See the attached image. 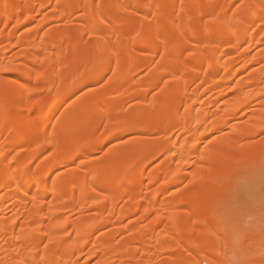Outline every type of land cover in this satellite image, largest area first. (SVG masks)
<instances>
[{"label":"bare ground","instance_id":"6f19581e","mask_svg":"<svg viewBox=\"0 0 264 264\" xmlns=\"http://www.w3.org/2000/svg\"><path fill=\"white\" fill-rule=\"evenodd\" d=\"M142 1L144 7H148L155 12V17L150 19L149 16H146L143 24L134 30H128L131 34L136 35L133 45L124 43L127 36L117 28L126 22L125 18L119 15L110 17V19L104 17L101 12L102 8L94 12H87L85 14L86 21L76 31L64 35L61 33L53 34L48 43L32 41L31 35L22 38L21 41L25 44L33 43L37 52H45L43 59H40L36 54H30L27 57L29 58V64H42L45 66L46 69L42 77L38 78L44 83L56 86L64 80L60 78L62 73L71 75L83 66L94 65L97 71L94 76L80 78L67 93L60 96L49 109L47 115L44 117L42 115L39 118L40 120L37 119L39 122L41 121L38 130L22 128L19 137L13 139L6 150L0 149V264H79L74 255L83 253L94 237L95 231L112 222L118 205L124 201V198L113 200L112 191L114 189H120L121 196L127 197L128 201H131L130 204L134 205L126 211V215L135 214L142 210L146 217L153 214L159 216L158 223L163 218L170 219L175 226L182 223L181 218L183 215L190 217L191 225L188 232L198 234L202 238L200 240H185L179 231L173 232L167 237L170 245H165V249L171 252L182 248L184 242L190 253L194 250L205 249L209 246L211 238L219 236L212 225L203 228L205 221L199 215L198 208H196L212 198V200L216 199L220 195L219 190L211 189L207 192L183 195L161 204L159 203L158 194L150 196L144 194V179L148 175L150 185L157 184L161 180L168 181L167 184L170 185L181 184L188 172V167L192 164L195 172L201 169L208 170L212 168L211 163L220 158L219 153L209 151L202 157V163H197L196 154L199 151V143L203 141L202 139H207L227 127L238 117L241 110L253 103L257 95L260 94L262 77L259 76L260 73L258 75L256 73L247 84H238L234 87L233 90L237 93V96L224 108L222 118L210 108L212 104L215 106L220 99L227 95L225 90L231 87L237 77L248 66L242 65L244 66L242 67L238 63L240 60L246 59V52L249 49L244 47L249 40L251 28L254 27L257 19L264 17V0H244L245 2L252 1L256 6L255 11L246 16V20H241L238 17L229 18L224 11L217 14L216 11L219 10V5H215L214 1L198 0L193 5L198 12L195 29L188 34L189 38L187 35V37L185 36V30L183 29L186 15L182 16L181 14L179 16L174 8L165 11L145 2V0ZM233 1L235 0H229L228 4H232ZM24 2H26L25 7L32 14V18H29L33 19L35 17L33 15L46 7L49 0H0V22H11L14 14L24 8ZM84 5L91 6L87 2ZM205 13H214L216 26L203 23L202 15ZM166 19L168 20L165 21ZM166 25H170L173 31H168L165 28ZM153 26L155 31L151 34L150 30ZM110 29L114 33L112 36L109 35ZM88 31L94 33L96 37L94 42L96 51L93 53L88 52L83 44V36ZM262 31L259 35L256 34V37L254 35L252 38L250 37L251 42L256 46L264 44V30ZM214 33H220L219 37L214 36ZM12 34L14 35V33ZM11 36L8 39L9 42L14 39ZM223 36H228V39H224ZM191 41L197 42L195 45L197 47L189 56L191 62L187 63L180 60L181 57L179 56L182 55L183 50L195 44L192 43V45ZM199 41H202L201 43L204 46H199ZM169 42L174 44V47L166 52L171 57L172 63H160L147 76V80L140 82L134 79L136 70L126 68L120 76L114 77L111 88L96 95L95 101H91L90 97L83 98L77 111L67 113L57 123L58 128L80 126L81 133L71 140L82 141L91 138L101 127H107L115 120H126L125 116L118 115V111L127 102L140 97L142 102L135 117V125L133 129L127 130L159 135V139L154 142H143V149L140 153H135L131 146L113 149L104 157L106 161L104 166H85L79 170V173L73 174L68 179L55 180L51 186L49 185V178L52 171L56 167L65 165L66 159H62L65 162L57 161L52 166L44 167L40 171L39 169L36 171L32 169V162L35 157L57 144V140L53 135L54 131L51 132L50 130L52 118L61 109L69 95L89 81L97 82L101 80L110 72V63L115 59L123 57L122 65L136 66L138 61L134 54V45L151 50L153 52L150 55L152 59L157 55L161 44H168ZM206 48H210V54H208ZM243 48L245 49L244 52ZM233 53L236 57L232 55ZM262 56L264 57V53ZM21 57L24 58L25 56ZM57 65L59 70L55 72V66ZM204 65L207 67L206 71L203 70ZM239 66L241 69H239ZM0 69L5 73L21 77L17 79L7 78L5 81L0 82V145L3 146V142L9 136L5 131L6 126L28 122L23 116L16 117L6 124L2 112L5 107L4 103L10 95L15 92L22 95L25 89H29V85L23 78H31L33 66L26 64V66L14 67L1 63ZM55 73L59 75V81H53L52 74ZM222 73L223 76L220 78ZM165 77H170L171 83L167 85L160 97L149 99L150 92L162 83ZM215 90L221 93L220 96L209 107H203L204 97ZM261 91L263 92V90ZM111 92L116 93L115 103L113 105L108 104L110 107L105 109L107 105L105 95ZM49 98V96H46L41 100L34 101L28 107V111L36 107L42 109ZM185 104H188L185 112H181L182 106ZM91 107L99 109L93 116H90L89 112ZM256 118L263 119L259 116ZM175 130H179V132L177 131L179 135L177 134L175 141H173L171 133ZM255 133L264 134L263 120L256 128ZM244 138L245 134L240 129H237L235 135L230 138L239 149L236 158H231L232 162L242 163L256 156L255 151L244 143ZM22 142L37 143L39 145L37 150L31 154V157L26 158L28 160L20 154L14 155V153L12 155ZM218 143L225 144L226 140L222 139ZM98 149L97 143L89 141L75 154L73 153L72 156L70 154V157L68 155V158L70 160L73 158V161H75L76 156L85 155L86 152H95ZM2 151L5 152L2 153ZM169 153L173 154L172 159L169 158L168 161L162 162L154 171H149V167L153 162L164 154L169 155ZM194 159L196 160L193 161ZM175 160H178L176 161L177 164ZM204 181L205 179L198 178L191 183L199 184ZM50 195L56 198V202L52 204L51 209L49 208L46 211V204ZM60 201L63 202L62 208L67 210L74 211L84 204L96 208L98 212L91 221L93 222L92 225H88L89 222L85 219L78 220L72 225L70 219L57 217L56 208ZM214 203L210 204V209L215 207ZM143 205L145 206L144 209ZM176 205H185L186 208L179 213H175L172 209ZM13 208L16 211L22 209L25 213H18L16 214L18 216L11 219L7 215ZM22 216L24 217L23 222H21ZM71 225L73 226L71 231L74 232L75 238L69 241L71 237L69 228ZM129 229L133 234L132 240L142 243V232L136 228ZM150 233V237L153 238L154 229H151ZM109 241L107 239L101 241L102 253L105 257H116L123 260L122 249L113 248ZM206 254H203V256ZM211 260L213 261V259L209 261L213 263Z\"/></svg>","mask_w":264,"mask_h":264},{"label":"rangeland","instance_id":"374dc122","mask_svg":"<svg viewBox=\"0 0 264 264\" xmlns=\"http://www.w3.org/2000/svg\"><path fill=\"white\" fill-rule=\"evenodd\" d=\"M197 1L198 0H145V2L153 4L156 8H162L165 11L174 8L177 12L176 14L179 16H181V14L182 16L186 15L184 20L185 27L183 28L185 30V36H188V34L195 29L198 12L193 5ZM212 1H214L213 3L215 5H219V10L216 11L217 14L224 11L229 18L238 17L241 20H246V16L254 12L256 9V6L252 1L245 2L244 0H235L230 5L228 4L229 0ZM85 2L90 3L91 6H85ZM141 2L143 1L49 0L46 7H43L38 13H36V15H33L35 16L33 19H30L32 18V14H30V11L25 7L24 4L26 2H24V8L20 12L14 14L11 22H0V60L2 59L0 64L3 63L4 65H12L14 67L21 65L26 66V64L33 66L31 78H23V80L29 85V89H25L22 95L16 92L10 95L4 103L5 107L2 112V117L6 124L10 123L16 117L23 116L28 122L5 127V131L9 136L8 138L6 137L7 139L3 142L4 145H0L1 150L2 148L6 150L9 143H11L13 139L19 137L22 128L38 130V127L41 124L39 118L42 117V115L43 117L47 115L49 109L57 99L67 93L73 84L75 82L77 83L80 78L94 76L97 71V68L94 65L88 67L83 66L71 75L62 73L60 78L64 80L56 86L44 83L38 78L42 77V74L46 69L45 66L42 64H29V58L27 57L30 54H36L40 59H43L45 57V52H37L33 43L25 44L21 41L22 38L26 35H31L32 41L35 40L38 43H48L50 40L49 38L53 34L61 33L64 35L76 31L80 25L86 21L85 14L87 12H94L95 10L102 8L101 12L104 17L110 19V17H116L119 15L125 18L126 22L117 28L127 36V38L124 39V43L126 42L133 45L136 35L131 34L128 30H134L143 24L146 16H149L150 19H154L155 17V12L148 7H144ZM167 20L168 19L165 21ZM202 20L204 24H213V26H216L214 13H205L202 15ZM154 28V26L151 28L150 33L155 31ZM165 28L170 32L173 31L170 25H166ZM251 29V36L249 35V40L247 41L246 46H243L244 48L249 49L248 52H246V59L244 58V60L242 59L243 61L240 60L238 63L240 66H248H246L244 71L237 77L231 87L225 90L227 95L220 99L215 106L212 104L210 108L222 118L224 115V108L237 96V93L233 90L234 87L238 84H247L250 78L254 77L256 73L257 75L260 73L259 76L263 79H261L260 83V94L259 96L257 95L256 100L253 103L242 109L238 117L227 127L221 129L207 139H202L203 141H200L198 148L199 151L196 154L197 163H202V157L209 151L219 153L220 158L211 163L212 168L208 170L201 169L195 172V168L192 164L188 167V172L184 176V181L181 184L170 185L167 184L168 181L161 180L157 184L150 185L148 175L144 179V194L147 196L158 194L159 203L161 204L183 195H190L196 192H207L211 189L219 190L220 195H218L217 198L215 197L216 199L212 200V198L200 207H196L198 208L199 215L205 221L203 228H208L209 225H212L217 230L216 232L219 236L217 235L218 237L211 238L209 246L205 247V249L194 250L190 253L184 242V245L182 244L181 246L182 248L171 252L165 249V245H170L167 237L173 232L179 231L185 240H200L202 238V236L198 234H191L188 232L191 225L190 217L183 215L181 218L182 223L175 226L170 219L163 218L162 221L158 223L159 216L153 214L146 217L142 210L135 214L126 215V211L128 209L130 210L134 205L130 204L131 201H128L127 197L125 198V196H121L120 189H114L112 191L113 200L116 201L120 198H124V201L118 205L112 222L104 228L95 231L94 237L83 253L74 255L75 260L78 261L79 264L264 263V134L255 133L256 128L261 124L262 120L264 121V57L262 56L264 53V44L256 46L250 40L253 35L256 37V34L259 35L260 32H263L264 17L257 19L256 24H254V27ZM12 33H14V35ZM113 34V31L110 29L109 35L112 36ZM213 35L218 36L220 33H214ZM10 36L14 37L12 42L8 41ZM227 37L223 36L224 39H228ZM95 38L94 33L90 31L85 32L83 36L85 49L90 53L96 51L94 45ZM199 42V46H204V44L201 43L202 41ZM190 43L192 44L195 42L191 41ZM196 43L194 45L192 44V48L189 47L183 50L181 53L182 55L179 56L181 57L180 60L187 63L191 62L189 56H191V53L194 52L193 50L196 49ZM173 47L174 44L171 42L168 44H161L157 55L151 59L150 55L153 53L151 50L134 45V54L138 61L136 66L131 67L129 65H122L124 60L123 57L115 59L110 63V72L101 80L97 82L89 81L85 83V85H82L80 89L69 95L61 109L52 118L50 130L51 132L54 131L53 135L57 140V144L54 147L49 148L48 151L35 157L32 162V169H34V171L39 169L40 171V169L44 167L52 166L57 161L61 160V163L65 162L62 161V159H66V162L64 163L65 165L62 164L63 166L56 167L52 171L49 178V185L51 186L55 180L61 178L68 179L73 174L79 173V170L85 166H104L106 162L104 157L113 149L123 146H131L135 153H140L143 149V142H154L159 139V135H149L141 131L127 130L133 129L135 125V117L138 114L139 106L142 102L140 97L127 102L125 106L118 111V115L125 116L127 118L126 120H115L111 125L101 127L91 138L82 141L71 140L81 133L80 126L58 128L59 126L57 123H59L62 120V117L67 113L69 114L71 111H77L83 98L90 97L91 101H95L96 95L111 88L114 77L120 76L126 68H133L136 70V76L134 78L136 81L140 82L147 80V76L151 74L160 63H172L171 57H169L166 52ZM209 49L210 48H206L208 54L211 52ZM244 51L245 49L243 52ZM232 55L234 56L235 54L233 53ZM21 56L25 57L22 58ZM251 60L256 61L254 62ZM240 66L239 69H241ZM58 70L59 66L57 65L55 66V72ZM203 70H207L205 65L203 66ZM222 76L223 73L220 75V78H222ZM7 78L17 79L21 77H18L15 74L12 75L5 73L0 69V82L5 81ZM52 78L53 81H59V75L57 73L52 74ZM170 81V77H165L163 82L150 92L149 99L160 97L167 85L171 83ZM261 90H263V92ZM220 94L221 93L218 90L209 92V94L203 99V107H209L212 102L216 101V98L220 96ZM46 96H49L50 98L42 109L36 107L35 109L28 111V107H30L34 101L41 100ZM115 97L116 93L114 92L105 95V102L107 104L105 109L110 107L108 104L113 105L115 103ZM188 104L182 106L181 112H185V108ZM97 111H99L98 108L91 107L89 109L90 116H93ZM257 116L263 117V119L259 120L256 118ZM237 129H240L241 132L245 134L244 143L248 144L256 154V156L251 157L249 160L242 163L231 161V158H236L239 154L238 146L232 139H230L235 135ZM177 131L179 132V130H175L171 133L173 141H175L177 134L179 135ZM199 138L201 137L199 136ZM222 139L226 140L225 144L218 143ZM89 141L97 143L99 149L95 152H86L85 155L76 156V158H74L76 159L75 161H73V158L71 160L68 158V155L69 157L70 154L72 156L73 153L75 154ZM38 147L39 145L37 143L22 142L12 155L14 153V155L20 154L26 159L27 157L29 158V156L31 157V154H33ZM4 152L2 151V153ZM172 155L173 154L169 153V155L164 154L161 156L157 161L150 165L149 171H154L162 162L168 161L169 158L173 157ZM195 160L196 159L193 161ZM176 161L178 160H175V163L177 164ZM198 178L205 179V181L199 184L191 183ZM54 202H56V198L50 195L47 200L46 211H48L49 208H52ZM211 203L215 204L213 209L209 208ZM62 205L63 202L60 201L56 208L57 217L61 219H70L72 225L78 220L85 219L89 222L88 225L91 226L93 223L91 221L96 217L98 212L96 208L89 206V204H84L81 208L78 207L74 211L62 208ZM144 208L145 206L143 205V209ZM184 208H186L185 205H176L173 206L172 210L175 213H179L184 210ZM22 212V209H17L16 211L13 208L9 211L7 216L13 219L18 216L16 214L25 213ZM23 218L24 217L22 216L21 222H23ZM72 225L69 228L71 235L70 232L68 233L71 236L69 241H72L75 238L73 234L74 232L71 231L73 229ZM129 228H136L142 232V243H137L132 240L133 234ZM151 229H154L153 238L150 237ZM103 239L110 240L109 242L113 248H121L124 259L119 260L116 257H105L102 253L101 247V241H103ZM203 254H206L205 256L208 257L203 256ZM209 257L210 259H213V261L211 260L213 263L209 261Z\"/></svg>","mask_w":264,"mask_h":264},{"label":"snow or ice","instance_id":"6c2138e0","mask_svg":"<svg viewBox=\"0 0 264 264\" xmlns=\"http://www.w3.org/2000/svg\"><path fill=\"white\" fill-rule=\"evenodd\" d=\"M210 19H213V18H210Z\"/></svg>","mask_w":264,"mask_h":264}]
</instances>
